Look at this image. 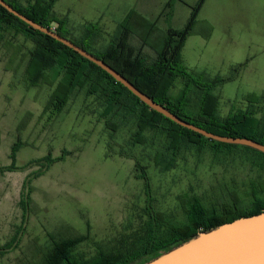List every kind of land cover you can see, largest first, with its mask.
<instances>
[{
    "label": "rangeland",
    "instance_id": "obj_1",
    "mask_svg": "<svg viewBox=\"0 0 264 264\" xmlns=\"http://www.w3.org/2000/svg\"><path fill=\"white\" fill-rule=\"evenodd\" d=\"M16 1L28 6L36 0ZM103 3L55 0L52 15L67 19L66 31L78 40L85 35L84 25L96 24L87 41L104 52L120 25L111 29L82 23L95 20ZM125 37L134 66L140 67L135 60L140 49L149 61H158L139 38ZM36 45L15 30L5 32L0 42V166L8 167L11 147L23 143L16 168L0 170V264H43L54 242L69 238H83L73 248L77 258L135 248L148 230L164 236L173 225L186 224L185 205L195 197L218 211L251 206L253 184L264 181L262 156L242 147L215 152L208 144L198 148L186 139L177 150H168L163 129L146 131L145 141L136 143V119L121 114L113 118L116 127L107 125L105 97L89 87H77L67 105L56 110L50 101L58 80L38 85L26 80ZM116 50L125 54L122 46ZM182 58L199 80L223 79L213 89L221 118L248 111L264 123V0H208ZM183 87L178 78L169 94L179 95ZM187 94L189 106L197 109L201 92ZM252 95L257 96L254 102ZM160 152L170 160L158 161ZM47 156L55 159L49 167L42 160ZM137 162L145 167L146 179L136 176ZM257 196L264 199V190Z\"/></svg>",
    "mask_w": 264,
    "mask_h": 264
},
{
    "label": "trees",
    "instance_id": "obj_2",
    "mask_svg": "<svg viewBox=\"0 0 264 264\" xmlns=\"http://www.w3.org/2000/svg\"><path fill=\"white\" fill-rule=\"evenodd\" d=\"M6 1L44 26L52 28L51 23L55 22L57 24L54 27L56 32L104 59L140 90L159 103L166 105L180 117L221 135L249 137L264 143V123L259 124L251 112H237L226 118L220 117L217 97L213 93V89L217 83L223 81L222 78L201 81L198 74L189 72L183 63L182 49L188 36L194 31L198 13L206 0L197 2L193 7L188 23L181 30L170 27L164 31L158 26L157 22L148 21L138 15L136 11H130L120 24L119 35L114 39V43L106 48L104 52L93 50L90 42L87 41L95 35L96 32L92 28L96 24L92 25L93 27L91 24L90 26H83L85 35L82 39L78 40L69 35L65 29L67 19L52 15L55 0H36L28 6H22L16 0ZM171 4L172 1L168 3V6H171ZM11 30L22 32L27 37L35 40L37 44L31 52V58L27 66L26 80L28 84L38 85L42 81L52 84L58 80L50 101L52 107L56 110L63 109L67 105L71 94L77 87H89L91 93L97 92L105 97L108 104L105 111V116L109 118L107 119V125L116 127L113 118L121 114L131 115L130 118L133 116L136 119L137 131L133 136L136 143L145 141L144 133L146 131L163 129L165 131L163 133L167 136L169 142L168 150H177L182 140L186 139L190 145L194 144L198 148L208 144L212 146L215 152H219L225 149L232 150L233 148L242 147L264 158L263 152L252 147L213 140L176 123L169 117L152 109L106 70L51 35L35 29L0 4V42L4 38L5 32ZM126 35L136 36L141 40L144 47L147 46L154 50L157 53L158 61L155 63L149 61L140 49L139 55L135 59L140 61V67L134 66L131 63L132 61L129 60L131 56L128 53V49L132 50V47L130 44L124 43ZM121 46L124 47L125 54L118 55L116 49ZM178 78L183 80L184 87L179 95L171 97L169 91ZM189 90H197L202 94V101L198 103L197 109L191 108L187 102L190 101V95L187 94ZM252 98H257V96L252 95L250 97L249 100L254 102ZM22 145L21 141L13 144L10 154L11 163L8 167L0 166V170L16 168L17 154ZM176 153H173L171 158ZM168 155L165 152H160L157 157L158 161L164 160L166 157L170 160ZM42 160L47 161L46 167H49V164L55 161L50 156ZM164 165L169 167L167 162L166 164L164 162ZM144 168L140 162H137L136 176L138 178H147ZM263 190L264 181L254 183L252 192L256 199L250 207L228 208L222 211L205 207L201 200L195 197L187 201L185 205L188 215L186 224L183 226L173 225L171 230L164 236H156L148 230L141 245L127 250L100 251L90 258H77L74 256L73 248L83 240L82 237L55 241L51 251L43 256V264H144L194 237L202 230H210L238 217L264 211V199L257 196ZM22 202L24 205L25 202Z\"/></svg>",
    "mask_w": 264,
    "mask_h": 264
},
{
    "label": "water",
    "instance_id": "obj_3",
    "mask_svg": "<svg viewBox=\"0 0 264 264\" xmlns=\"http://www.w3.org/2000/svg\"><path fill=\"white\" fill-rule=\"evenodd\" d=\"M0 4L35 29L51 35L106 70L152 109L169 117L176 123L194 130L207 138L249 146L264 153V143L256 139L221 135L180 117L166 105L159 103L153 97L140 90L104 59L56 32L54 28L44 26L30 18L14 8L6 0H0ZM144 264H264V211L238 217L210 230H202L194 237L163 252Z\"/></svg>",
    "mask_w": 264,
    "mask_h": 264
},
{
    "label": "crops",
    "instance_id": "obj_4",
    "mask_svg": "<svg viewBox=\"0 0 264 264\" xmlns=\"http://www.w3.org/2000/svg\"><path fill=\"white\" fill-rule=\"evenodd\" d=\"M105 3L97 12L95 20L82 23H99L102 26L117 28L126 18L128 13L135 10L149 20H154L163 28L185 26L191 16L193 6L199 0H104ZM172 1L171 6L168 3ZM208 0L204 2V7ZM63 13L68 16L71 10L66 8Z\"/></svg>",
    "mask_w": 264,
    "mask_h": 264
}]
</instances>
